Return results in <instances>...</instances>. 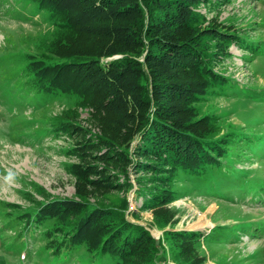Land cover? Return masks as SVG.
I'll use <instances>...</instances> for the list:
<instances>
[{"label":"rangeland","instance_id":"obj_1","mask_svg":"<svg viewBox=\"0 0 264 264\" xmlns=\"http://www.w3.org/2000/svg\"><path fill=\"white\" fill-rule=\"evenodd\" d=\"M192 9L206 19L204 26L214 24L208 66L221 78L195 106L200 117L218 127L209 146L228 150L226 161L220 170H208V184L173 169H164L159 176L169 177L160 179L140 166L143 160L132 148L128 170L112 172L127 187L113 195L126 199L128 221L161 244L159 264H180L165 234L169 229L196 233L204 264H264V0H197ZM49 20L31 0H0V202L7 205L0 204V264H115L113 256L92 255L83 245L56 252L70 229L41 217L42 223L32 224L43 205L78 200L69 169L81 162L71 153L75 139L59 117L77 97L38 92L28 73L32 56L40 59L36 67L45 63L36 49L52 31ZM87 116L83 110L81 127H89ZM97 133L93 129L88 137ZM35 183L45 196L34 191ZM162 199H168L177 219L166 229L158 227L153 214ZM18 214L25 215L21 223Z\"/></svg>","mask_w":264,"mask_h":264},{"label":"trees","instance_id":"obj_2","mask_svg":"<svg viewBox=\"0 0 264 264\" xmlns=\"http://www.w3.org/2000/svg\"><path fill=\"white\" fill-rule=\"evenodd\" d=\"M31 1L52 26L36 49L45 63L36 67V56L28 62L31 85L38 92L77 97L75 106L63 109L59 117L75 139L71 153L81 163L69 169L78 200L50 202L37 216L34 209L27 215H34L32 224L42 223V218L70 229L58 247L51 241L47 250L83 245L92 255L113 256L115 264H159L161 244L147 229L128 221L126 199L113 195L127 185L112 172L128 170L132 148L143 160L140 166L160 179L169 177L159 176L164 169H173V174L196 175L208 184V170L222 168L228 150L209 146L218 127L211 118L200 117L195 106L221 82L208 66L214 24L204 26L206 19L194 13L197 0ZM83 110L89 127L78 124ZM93 129L98 132L95 139L88 137ZM33 189L45 196L41 185L35 183ZM91 198L106 203L91 204ZM167 203L162 199L153 207L160 229L177 223ZM18 215L21 223L25 215ZM165 234L176 261L204 264L196 233L169 229Z\"/></svg>","mask_w":264,"mask_h":264},{"label":"bare ground","instance_id":"obj_3","mask_svg":"<svg viewBox=\"0 0 264 264\" xmlns=\"http://www.w3.org/2000/svg\"><path fill=\"white\" fill-rule=\"evenodd\" d=\"M202 217H204V215H201ZM203 221V220H202ZM207 222V221H206ZM197 224V223H196ZM204 224V223H203ZM194 228V227H193ZM160 232H157V231H155V234H159ZM156 236H158V235H156Z\"/></svg>","mask_w":264,"mask_h":264},{"label":"water","instance_id":"obj_4","mask_svg":"<svg viewBox=\"0 0 264 264\" xmlns=\"http://www.w3.org/2000/svg\"><path fill=\"white\" fill-rule=\"evenodd\" d=\"M159 242L157 241V244H158Z\"/></svg>","mask_w":264,"mask_h":264}]
</instances>
